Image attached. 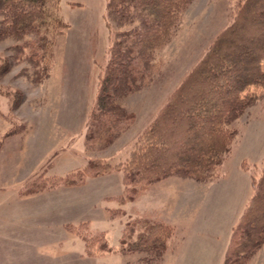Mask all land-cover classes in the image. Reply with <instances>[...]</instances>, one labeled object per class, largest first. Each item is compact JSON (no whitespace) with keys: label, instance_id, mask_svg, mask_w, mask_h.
<instances>
[{"label":"rangeland","instance_id":"rangeland-1","mask_svg":"<svg viewBox=\"0 0 264 264\" xmlns=\"http://www.w3.org/2000/svg\"><path fill=\"white\" fill-rule=\"evenodd\" d=\"M236 2L187 5L159 53L152 80L123 99L133 119L109 143L86 140L98 75L119 30L107 18L106 0L51 4L58 19L49 35L53 59L47 74L23 61L27 48L22 52L19 46L24 41L30 46L34 34L0 39V264H222L225 243L252 193L251 175L258 176L264 162L261 88L255 89L259 98L232 123L235 140L210 180L169 176L158 186L159 181L150 184L140 194L149 191L146 196L122 203L121 171L89 177L75 187L59 178L89 159L116 163L129 156L137 134L230 23ZM150 206L167 209V218L175 219L158 261H142L141 252L87 257L83 239L66 228L84 223L87 235L103 234L118 247L127 223L160 220ZM181 209L185 215H179ZM248 264H264V244Z\"/></svg>","mask_w":264,"mask_h":264},{"label":"trees","instance_id":"trees-1","mask_svg":"<svg viewBox=\"0 0 264 264\" xmlns=\"http://www.w3.org/2000/svg\"><path fill=\"white\" fill-rule=\"evenodd\" d=\"M191 1L106 0L107 18L119 30L98 75L87 141L109 143L122 125L132 121L133 114L122 101L152 80L159 53ZM59 3L0 0V39L21 40L34 34L30 46L24 41L19 47L22 52L27 48L23 61L45 74L53 59L49 35L57 26L53 19H58L50 8ZM263 62L264 0H238L230 23L137 134L129 156L116 163L89 159L59 181L75 187L89 177L121 171L124 192L119 200L123 203L136 200L150 184L169 176L212 179L235 140L232 123L259 98L255 89L264 91ZM250 186L252 193L231 229L222 264H248L264 244V162L260 174L251 175ZM83 225L66 228L83 239L87 257L141 252L142 261H158L173 233V226L161 220L127 223L128 234L124 230L119 246L112 247L103 234L87 235Z\"/></svg>","mask_w":264,"mask_h":264},{"label":"crops","instance_id":"crops-1","mask_svg":"<svg viewBox=\"0 0 264 264\" xmlns=\"http://www.w3.org/2000/svg\"><path fill=\"white\" fill-rule=\"evenodd\" d=\"M164 180H167V179H164ZM164 181L162 180V181H159V182H157V183H154V185H159V184H162ZM191 186H192V183L190 184ZM196 186V185H195ZM192 189V188H191ZM149 191H147V192H144L141 196H139L138 198H140V197H142V196H146V193H148ZM192 194H197L198 195V193H196V190H193L192 189V192H191ZM189 195H190V193H189ZM189 195H187V196H189ZM156 196H157V194H156V192H153V195H152V197L151 198H156ZM138 198L136 199V200H138ZM136 200H134V201H136ZM155 200H153V202H154ZM153 202H151L150 200H149V203L150 204H153ZM151 210V211H154L155 213H157V215H161L162 217L161 218H159L161 221H163V222H166L167 223V221H169V223H170V225H172L171 224V221L172 220H175V219H168L167 218V216H166V214H165V212L167 211V209L165 210V209H163V208H161L160 206H159V209H158V207H155V206H150L147 210ZM180 214L179 215H185V212L183 211V209H181L180 210ZM178 216H176V218H177ZM228 241V240H227ZM225 244H227V243H225ZM224 246H226V245H224ZM223 249H225V248H223ZM82 254V253H81ZM222 254H224V251H222Z\"/></svg>","mask_w":264,"mask_h":264}]
</instances>
